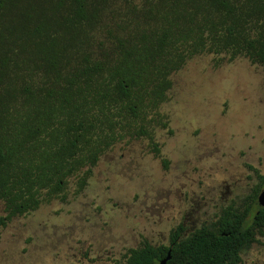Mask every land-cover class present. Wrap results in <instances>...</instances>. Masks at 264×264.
<instances>
[{"label": "trees", "instance_id": "obj_1", "mask_svg": "<svg viewBox=\"0 0 264 264\" xmlns=\"http://www.w3.org/2000/svg\"><path fill=\"white\" fill-rule=\"evenodd\" d=\"M203 54L264 67V0H0V225L81 173L82 189L125 138L152 139L173 74ZM256 173L214 221L185 238L178 227L167 246L145 241L122 264L169 251L166 264H241L264 235Z\"/></svg>", "mask_w": 264, "mask_h": 264}, {"label": "rangeland", "instance_id": "obj_2", "mask_svg": "<svg viewBox=\"0 0 264 264\" xmlns=\"http://www.w3.org/2000/svg\"><path fill=\"white\" fill-rule=\"evenodd\" d=\"M171 79L152 139L125 138L82 189L80 172L58 197L0 225V264H122L130 249L167 246L180 226L188 237L250 192L256 170L264 176V67L203 54ZM257 239L241 264H264Z\"/></svg>", "mask_w": 264, "mask_h": 264}, {"label": "water", "instance_id": "obj_3", "mask_svg": "<svg viewBox=\"0 0 264 264\" xmlns=\"http://www.w3.org/2000/svg\"><path fill=\"white\" fill-rule=\"evenodd\" d=\"M259 205L264 208V189L258 196ZM171 259V251L168 252L167 257L163 259L159 264H166Z\"/></svg>", "mask_w": 264, "mask_h": 264}, {"label": "flooded vegetation", "instance_id": "obj_4", "mask_svg": "<svg viewBox=\"0 0 264 264\" xmlns=\"http://www.w3.org/2000/svg\"><path fill=\"white\" fill-rule=\"evenodd\" d=\"M263 189H264V187L262 188L261 192L263 191ZM261 192H260V193H261ZM260 193H259V194H260ZM258 196H259V195H258ZM257 202H258V199H257ZM258 205H259V203H258ZM259 206H260V205H259ZM260 207H261V206H260ZM261 208H262V207H261Z\"/></svg>", "mask_w": 264, "mask_h": 264}]
</instances>
